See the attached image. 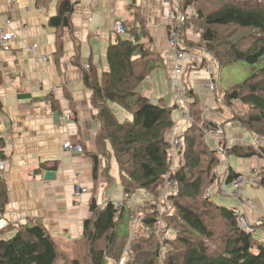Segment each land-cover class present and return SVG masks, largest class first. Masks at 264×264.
Here are the masks:
<instances>
[{"label":"trees","instance_id":"16d2710c","mask_svg":"<svg viewBox=\"0 0 264 264\" xmlns=\"http://www.w3.org/2000/svg\"><path fill=\"white\" fill-rule=\"evenodd\" d=\"M179 4L185 15L188 8L193 10L179 28L184 48L204 52L220 70L236 62L252 67L243 83L224 94L218 89L223 103L220 107L229 111L222 126L235 121L256 138L264 139V0H179ZM72 9L71 0H60L49 25L58 30L69 28ZM192 26L201 32L198 42L187 40L186 32ZM128 33L129 39L118 38L108 47L110 69L101 83L92 67L84 72L101 122L98 139L112 147L124 197L121 203L107 202L103 206L92 201L91 217L84 222V257L72 264H264V218L250 224L252 230L246 231L234 209L218 204L209 193L218 181L217 170L224 155L263 158L264 147L231 145L224 151L211 148L207 137L222 126L205 118L186 77L183 87L184 96L192 100L188 106L191 124L180 138L179 164L173 168L168 135L176 124V107L156 105L140 93V84L159 66V60L150 42H140L131 30ZM238 103L246 110L235 111L233 106ZM110 104L119 105L132 119L120 121ZM239 175L229 167L225 183L231 184ZM165 181L176 187L165 198L171 208L162 214L171 230L168 239L155 233L160 188ZM139 191L151 196L150 202L131 203ZM7 202L8 189L0 179V215ZM255 228L263 233L259 241L253 235ZM58 261L57 245L38 221L18 227L8 240L0 239V264Z\"/></svg>","mask_w":264,"mask_h":264},{"label":"crops","instance_id":"0c3cea01","mask_svg":"<svg viewBox=\"0 0 264 264\" xmlns=\"http://www.w3.org/2000/svg\"><path fill=\"white\" fill-rule=\"evenodd\" d=\"M59 1L0 0L3 20L15 33L11 50L0 52V161L6 162L0 179L8 189V202L0 215V239L8 240L18 227L38 221L56 243L59 262L72 264L84 257V222L91 217L92 201L103 206L107 202L121 203L124 197L112 147L98 139L101 122L84 72L92 67L101 83L103 74L110 69L108 47L118 38L129 39L131 30L140 42H150L159 60V66L140 84V93L156 105L173 107L175 59L169 43V6L165 0H71L70 27L58 30L49 21L57 14ZM186 11L190 18L192 8ZM118 21L123 23L125 35L116 33ZM186 37L198 42L200 32L192 26ZM34 45L36 52H31ZM186 77L199 103L203 89L211 94L202 70L187 71L183 79ZM184 99L187 105L192 101ZM218 100L211 94L200 108L204 112L207 105H212L213 110L206 116L221 125L223 119H228L229 111L221 109ZM110 107L122 118L132 119L119 105ZM173 116L176 124L168 135L170 142L181 140L188 127L178 109ZM220 132L231 145L257 140L249 131L241 132L235 121L224 124ZM67 142L82 147L83 152L65 150ZM206 142L217 148L214 136ZM179 156H174L172 167L179 164ZM259 163L257 157L229 155L218 171L224 176L231 167L244 175V196V187L251 185L248 183L252 180L261 185L262 177L256 173L262 168ZM48 171L55 173L53 179H45ZM77 184L87 187L88 193L77 194ZM213 195L214 199L222 198ZM232 196L228 199H238ZM139 197L151 200L144 192ZM240 203L241 209L237 204L230 208L244 213L249 224L255 225L264 218L262 206H257L260 211L254 203L255 208H250L251 199Z\"/></svg>","mask_w":264,"mask_h":264},{"label":"built area","instance_id":"2783aa9c","mask_svg":"<svg viewBox=\"0 0 264 264\" xmlns=\"http://www.w3.org/2000/svg\"><path fill=\"white\" fill-rule=\"evenodd\" d=\"M167 5L169 6V16L167 20V25L169 28V43L171 47V52L175 59L174 65V73L175 78L173 80V88L176 92V97L174 100V107L179 110L181 114L182 120L188 121V126L191 124V119L188 115V106L185 103L186 98L184 96V79L183 76L185 75L187 69L192 67L193 70H202L206 74V87L211 92L212 95L218 96V89H217V82L219 79L220 67L217 62L212 60L210 57H207L206 54L202 51H198L195 49L189 50L184 48L180 44L179 40V28L181 25L186 21L187 15H185L180 10L179 0H165ZM3 9L0 7V52H9L11 50V42L15 38V33L9 30L6 26V23L3 20ZM115 31L119 35H125L126 29L120 21L116 22L115 24ZM37 46L34 45L30 50L31 52H36ZM207 58L206 62L204 60ZM46 60V58H44ZM183 79V81H182ZM205 79V78H204ZM219 105L222 106L223 103L218 97ZM212 105H207L204 109L205 118H207L206 114L213 110ZM208 119V118H207ZM209 120V119H208ZM219 127L222 126L217 124ZM223 127V126H222ZM220 128L214 135L217 143V148L221 151L227 150L230 146L224 141L222 135L220 134ZM208 136V137H209ZM207 137V138H208ZM255 149H259L264 147V139L257 138L256 143L254 145ZM64 149L67 151L77 150L78 152H83V148L80 146L73 145L71 142H67L64 144ZM182 150V143L181 140L173 141L172 142V158L174 156H178V153ZM6 169V162L0 161V172L5 171ZM261 175H264V169L262 168ZM245 183V177L239 175L235 180L232 181L231 185L233 187L232 195L236 198L243 199V185ZM88 188L77 184L75 186V192L79 195H84L88 193ZM176 191L175 185H173L169 181H165L163 187L160 188V201L158 203V216L155 225V233L158 237L168 239L171 236V230L167 228L163 219H162V211H161V203L165 200V198L173 194ZM226 192L223 191V194ZM234 211L238 215V221L240 222L242 228L246 231H251V226L245 217L244 213L239 212L234 209ZM123 264V263H121Z\"/></svg>","mask_w":264,"mask_h":264},{"label":"rangeland","instance_id":"374dc122","mask_svg":"<svg viewBox=\"0 0 264 264\" xmlns=\"http://www.w3.org/2000/svg\"><path fill=\"white\" fill-rule=\"evenodd\" d=\"M190 29H191V27H190ZM195 29H197V31L200 32L198 27L195 28ZM200 35H201V32H200ZM187 40H188V38H187ZM251 70H252V67L248 66L247 64H245L243 62H236V63L227 64V65L222 66V68L220 70V75H219V83H220L219 92H220V94H224L226 91H229L234 86L243 83L246 80V78L249 77V74L251 73ZM203 92L204 93H202V94L200 93V106H204L205 103L207 102V100L211 97V94L206 89H203ZM233 109L235 111H245L246 110L244 108V106L242 104H240V103L235 104L233 106ZM125 113L129 114L127 112H125ZM116 116H117V118L120 121L127 120L126 119L127 117L124 119L117 113H116ZM173 118H174V116H173ZM235 123L237 124V128H239V130L241 132H244V131L247 130V129L243 128V126L240 123H238V122H235ZM179 124H181L182 126H185V124L182 123V122L179 123ZM250 134H252V133H250ZM245 141H246L245 145L254 146L255 143H256V142L247 141V140H245ZM209 142H210V140L208 139V144H209ZM226 143L231 147V144H229L228 142H226ZM256 157H257L258 160H260V163H259L260 168L262 167L264 169V157L263 158H261L260 156H256ZM224 158H225V155H224V157L222 159V162L224 161ZM172 164H173V160H172ZM219 167H218V169H219ZM173 168H175V166H173ZM262 168L259 171L256 172L258 174V178H260V177L263 178L264 177V175L260 174ZM221 174H222L221 171L217 170L218 181L215 183V185L209 191V193L216 194V196H218V197H222L221 199L220 198L219 199L215 198V200L218 203H220V205H224V206L230 208L232 204H237V207L239 209H241L242 205H241L240 201L244 202L245 199L247 200V198H249V199H251V202H252L250 208L254 209L255 208L254 204L256 205V209L258 211H260L259 210L260 208L257 207L258 205H260V206H262L264 208V186L259 185V181H253L252 180L251 182L248 183V184H251V185H248V186L244 187V196H243L244 200H240L242 198H238V197H236V198H238L237 200H234V199L229 200L228 199L229 196H232V193H233V192L232 193L230 192L232 186L230 184L227 185L225 183L226 177H225V175L221 176ZM240 175H242V174H240ZM242 176H244V175H242ZM223 191H225L226 193L223 194ZM142 192H144L145 195H148L145 191H139L136 195L133 196L134 198L131 200V203L139 204V205L140 204H144L145 200H142L139 197L140 194H142ZM152 200H153V197H152ZM148 202H150V200H148ZM164 205H165V207H164ZM170 208H171V206H169L167 204V202L165 203V200L161 203L162 214H164V211H166L167 209H170ZM133 232H134V227L131 228V235H132ZM253 235H254L255 240H258V241L261 240L262 239V235H263L262 230L260 228H255ZM59 261H58V264H61V262H59ZM122 261L125 262V259H123ZM121 263H123V262H120V264Z\"/></svg>","mask_w":264,"mask_h":264},{"label":"water","instance_id":"95a60500","mask_svg":"<svg viewBox=\"0 0 264 264\" xmlns=\"http://www.w3.org/2000/svg\"><path fill=\"white\" fill-rule=\"evenodd\" d=\"M54 177H55L54 172L48 171L45 173V179H47V180L53 179Z\"/></svg>","mask_w":264,"mask_h":264},{"label":"bare ground","instance_id":"6f19581e","mask_svg":"<svg viewBox=\"0 0 264 264\" xmlns=\"http://www.w3.org/2000/svg\"><path fill=\"white\" fill-rule=\"evenodd\" d=\"M42 174H43V173H42ZM38 175H39V174H38ZM35 176H36V175H35ZM37 178H38V177H37ZM30 179H31V178H30ZM30 179H28V180H30ZM38 179H40V178H38ZM146 191H147V190H146ZM133 198H134V197H133ZM133 198H132V199H133ZM130 201H131V200H130ZM129 203H130V202H129ZM144 203H145V202H144ZM146 203H147V202H146Z\"/></svg>","mask_w":264,"mask_h":264}]
</instances>
